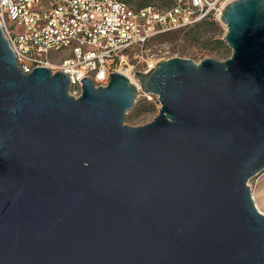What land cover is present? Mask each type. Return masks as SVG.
Masks as SVG:
<instances>
[{
    "label": "water",
    "instance_id": "water-1",
    "mask_svg": "<svg viewBox=\"0 0 264 264\" xmlns=\"http://www.w3.org/2000/svg\"><path fill=\"white\" fill-rule=\"evenodd\" d=\"M222 14L227 61L135 74L161 103L137 127L126 74L72 96L68 74L22 71L0 23V264H264V0Z\"/></svg>",
    "mask_w": 264,
    "mask_h": 264
},
{
    "label": "built area",
    "instance_id": "built-area-1",
    "mask_svg": "<svg viewBox=\"0 0 264 264\" xmlns=\"http://www.w3.org/2000/svg\"><path fill=\"white\" fill-rule=\"evenodd\" d=\"M164 1L137 8L126 0H0V23L25 74L62 71L80 97L85 77L104 87L114 72L151 71L171 57L154 45L158 36L221 21L232 0H155Z\"/></svg>",
    "mask_w": 264,
    "mask_h": 264
},
{
    "label": "rangeland",
    "instance_id": "rangeland-1",
    "mask_svg": "<svg viewBox=\"0 0 264 264\" xmlns=\"http://www.w3.org/2000/svg\"><path fill=\"white\" fill-rule=\"evenodd\" d=\"M142 3H145V0H131V5L135 7L140 6ZM150 3L164 7L167 1L155 2V0H150ZM212 21L209 20L208 23L202 25L196 24L193 27L169 35L165 34V36H158L154 40V45L167 46L170 52L166 56L185 57L196 62H200L205 58L227 61L228 57H230L233 52V49L227 45L225 40L228 29L222 20ZM135 74L131 75H133L134 79L140 84ZM138 94L135 106L128 112L125 119V123L133 127L152 122L159 114V108L161 106L158 96L152 93H145L142 90L141 84ZM249 185L252 187L253 197L255 195L254 200L258 210L264 214V170L252 177L249 180Z\"/></svg>",
    "mask_w": 264,
    "mask_h": 264
},
{
    "label": "trees",
    "instance_id": "trees-1",
    "mask_svg": "<svg viewBox=\"0 0 264 264\" xmlns=\"http://www.w3.org/2000/svg\"><path fill=\"white\" fill-rule=\"evenodd\" d=\"M126 1H128L130 4H131V0H126ZM149 3H150V0H145V3H142L140 6H138L137 8H142V7H145V6H147V5H149ZM212 22H215V21H212ZM211 22V23H212ZM205 23H208V21H202V22H200V23H197V25L199 24V25H202V24H205ZM169 35V34H168Z\"/></svg>",
    "mask_w": 264,
    "mask_h": 264
},
{
    "label": "bare ground",
    "instance_id": "bare-ground-1",
    "mask_svg": "<svg viewBox=\"0 0 264 264\" xmlns=\"http://www.w3.org/2000/svg\"><path fill=\"white\" fill-rule=\"evenodd\" d=\"M127 74V76L132 80V82L133 83H137V85L140 87V84H139V82H137V80L136 79H134V77H133V75H131V74H129V73H126ZM254 198H255V195H254ZM258 207H259V205H258ZM259 209H260V207H259ZM261 210V209H260Z\"/></svg>",
    "mask_w": 264,
    "mask_h": 264
}]
</instances>
